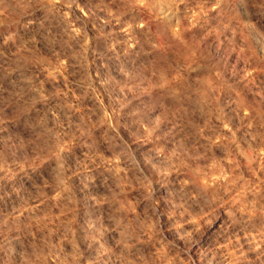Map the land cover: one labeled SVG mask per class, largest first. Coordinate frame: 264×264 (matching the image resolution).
<instances>
[{
    "label": "rangeland",
    "instance_id": "1",
    "mask_svg": "<svg viewBox=\"0 0 264 264\" xmlns=\"http://www.w3.org/2000/svg\"><path fill=\"white\" fill-rule=\"evenodd\" d=\"M263 25L264 0H0V264H264Z\"/></svg>",
    "mask_w": 264,
    "mask_h": 264
},
{
    "label": "bare ground",
    "instance_id": "2",
    "mask_svg": "<svg viewBox=\"0 0 264 264\" xmlns=\"http://www.w3.org/2000/svg\"><path fill=\"white\" fill-rule=\"evenodd\" d=\"M143 19V18H142ZM143 22V21H142ZM147 23V22H146ZM264 26V25H263ZM138 27V26H137ZM141 33V32H140ZM198 43H200V42H198ZM145 71V70H144ZM241 73V72H240ZM146 75V74H145ZM150 77V76H149ZM143 78V77H142ZM146 78H147V76H146ZM240 79V78H239ZM146 80H148V79H146ZM152 82L154 81V80H151ZM146 82V81H145ZM154 83V82H153ZM210 83V82H209ZM149 84H150V81H149ZM152 84V83H151ZM147 85V84H146ZM145 85V86H146ZM165 85V84H164ZM169 85V84H168ZM171 85V84H170ZM152 87V86H151ZM173 87V86H172ZM173 90H174V87H173ZM246 90V89H245ZM240 91H242V90H240ZM244 91V90H243ZM243 91H242V93H243ZM241 93V94H242ZM237 94H238V92H237ZM241 96V95H240ZM235 101H236V99H235ZM244 102V101H243ZM247 102H248V100H247ZM246 103V102H245ZM244 104V103H243ZM239 110V109H238ZM249 168V167H248ZM257 187V186H256ZM256 189V188H255ZM255 189H253V190H255ZM259 190V189H258ZM257 191V190H256ZM260 193V192H259ZM257 195V194H256ZM212 224V223H211Z\"/></svg>",
    "mask_w": 264,
    "mask_h": 264
}]
</instances>
